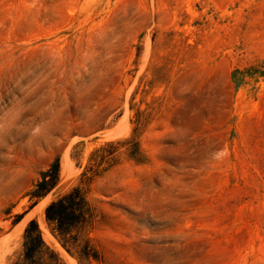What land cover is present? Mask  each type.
<instances>
[{"label": "rangeland", "instance_id": "rangeland-1", "mask_svg": "<svg viewBox=\"0 0 264 264\" xmlns=\"http://www.w3.org/2000/svg\"><path fill=\"white\" fill-rule=\"evenodd\" d=\"M31 222L33 264H264V0H0V264Z\"/></svg>", "mask_w": 264, "mask_h": 264}, {"label": "trees", "instance_id": "trees-1", "mask_svg": "<svg viewBox=\"0 0 264 264\" xmlns=\"http://www.w3.org/2000/svg\"><path fill=\"white\" fill-rule=\"evenodd\" d=\"M59 172L60 165L59 162H56L42 175V179L35 186L33 192L30 193L31 198L40 200L54 190L59 184ZM88 214L87 199L79 187L62 195L46 209L48 223L54 225L55 231L62 237L83 226L88 220ZM24 239L23 264H33L37 256L42 254L45 249L49 250L43 241L36 222L29 224L25 231ZM52 255L54 257L52 264H59L60 260L57 255L54 253ZM15 264L21 263L16 262Z\"/></svg>", "mask_w": 264, "mask_h": 264}, {"label": "bare ground", "instance_id": "bare-ground-1", "mask_svg": "<svg viewBox=\"0 0 264 264\" xmlns=\"http://www.w3.org/2000/svg\"><path fill=\"white\" fill-rule=\"evenodd\" d=\"M46 201V200H45ZM43 205V204H42Z\"/></svg>", "mask_w": 264, "mask_h": 264}]
</instances>
